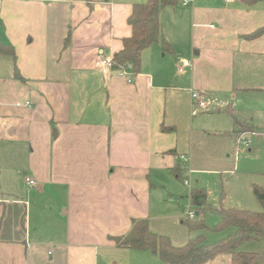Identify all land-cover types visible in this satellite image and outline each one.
<instances>
[{
    "label": "crops",
    "instance_id": "0c3cea01",
    "mask_svg": "<svg viewBox=\"0 0 264 264\" xmlns=\"http://www.w3.org/2000/svg\"><path fill=\"white\" fill-rule=\"evenodd\" d=\"M145 1L0 0V42L15 54L0 53V264H111L120 249L159 263L114 237L138 218L152 230L160 178L182 175L194 138L217 131L208 118L238 140L223 109L246 116L264 104V33L244 37L264 25V0L165 7L171 51L144 49L130 81L98 66ZM193 91L216 102L200 109Z\"/></svg>",
    "mask_w": 264,
    "mask_h": 264
},
{
    "label": "rangeland",
    "instance_id": "374dc122",
    "mask_svg": "<svg viewBox=\"0 0 264 264\" xmlns=\"http://www.w3.org/2000/svg\"><path fill=\"white\" fill-rule=\"evenodd\" d=\"M251 112L246 116L240 113L237 118L247 119V123L255 125L257 131L245 133L238 140L231 135L232 132L229 134L228 130H220L222 117L215 115L205 121L209 129L207 131H214L213 127L217 131L201 134L199 140L194 138L191 160L182 165L181 179L169 172L160 178L156 191L159 192V201L153 212L155 218L151 221L154 232L168 236L175 246H181L197 235L198 231H188L180 222L192 210L188 195L193 188H205L207 191L208 207L199 216L208 227L202 230L205 243H212L226 235L225 231L211 230L219 219V209H261L253 194L252 185L264 187V104L256 105ZM244 140H249V145L243 143ZM262 247L263 240H259L242 244L240 249L255 251ZM113 257L111 264H139L130 259L123 249L115 251ZM228 258L227 254L218 255L206 264H227ZM156 264L165 263L159 261Z\"/></svg>",
    "mask_w": 264,
    "mask_h": 264
},
{
    "label": "trees",
    "instance_id": "16d2710c",
    "mask_svg": "<svg viewBox=\"0 0 264 264\" xmlns=\"http://www.w3.org/2000/svg\"><path fill=\"white\" fill-rule=\"evenodd\" d=\"M86 1L91 6L99 0ZM244 1L249 5L260 0ZM178 3L179 0H146L134 3L127 17V23L132 30L131 35L122 40V48L112 58L111 70L126 68L132 74L139 73L142 52L153 43L160 44L163 51H171L170 44L164 38L159 16L162 9L176 6ZM263 33L264 25L244 37L252 39ZM67 41L68 36L65 44ZM0 53L15 56L13 47L1 42ZM223 111L227 112L238 126L233 132L238 139L245 133L257 131L255 125L240 121L231 109L225 108ZM170 172L175 178L181 179L178 169L171 168ZM252 191L261 209L258 211L234 207L219 209V219L211 230L225 231L226 235L212 243L204 242L202 230L208 227L204 219L199 217L208 207L205 188H193L189 192L190 208L198 217L186 216L180 222L188 231L198 233L183 245L175 246L168 236L150 230L148 220L145 218L133 219L130 230L123 236L114 237V240L119 247L149 251L165 264H204L223 254L230 256L229 264H264V187L253 184ZM259 240H263V247L260 250L240 249L242 244Z\"/></svg>",
    "mask_w": 264,
    "mask_h": 264
},
{
    "label": "built area",
    "instance_id": "2783aa9c",
    "mask_svg": "<svg viewBox=\"0 0 264 264\" xmlns=\"http://www.w3.org/2000/svg\"><path fill=\"white\" fill-rule=\"evenodd\" d=\"M191 0H179V3L181 5H187L190 3ZM96 64L98 66H100L102 69L104 70H108L111 69V65H112V59L111 58H103L100 59L99 61L96 62ZM190 66V62L188 60H181L179 65H178V70H183V68L185 67H189ZM118 73V75L120 76H125L128 81L131 80V77L133 76V74L131 72H129L128 69L126 68H121L119 70L116 71ZM191 97L192 100L200 107V108H206L209 105L213 104L216 102V99L213 97H206L204 94H202L201 92L198 91H193L191 93ZM243 143H245L246 145H249L250 141L248 140H244ZM182 159L184 161H186V157L182 156ZM25 182L27 183L28 186H34L35 185V181L29 177H25ZM184 183L186 184V180L184 181ZM187 216L190 218H193L195 216V212L193 210H190L187 213Z\"/></svg>",
    "mask_w": 264,
    "mask_h": 264
}]
</instances>
